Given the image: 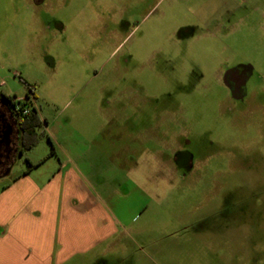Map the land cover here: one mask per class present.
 I'll use <instances>...</instances> for the list:
<instances>
[{
  "label": "rangeland",
  "instance_id": "374dc122",
  "mask_svg": "<svg viewBox=\"0 0 264 264\" xmlns=\"http://www.w3.org/2000/svg\"><path fill=\"white\" fill-rule=\"evenodd\" d=\"M0 92L120 167L114 235L67 264H264V0H0Z\"/></svg>",
  "mask_w": 264,
  "mask_h": 264
},
{
  "label": "crops",
  "instance_id": "0c3cea01",
  "mask_svg": "<svg viewBox=\"0 0 264 264\" xmlns=\"http://www.w3.org/2000/svg\"><path fill=\"white\" fill-rule=\"evenodd\" d=\"M38 130L51 145L49 155L25 154L27 165L18 168L17 161L0 174V264H67L114 235L110 199L115 185L101 176L120 167L98 153L73 154L55 141L45 120ZM59 148L67 155L56 156Z\"/></svg>",
  "mask_w": 264,
  "mask_h": 264
},
{
  "label": "flooded vegetation",
  "instance_id": "af4514ba",
  "mask_svg": "<svg viewBox=\"0 0 264 264\" xmlns=\"http://www.w3.org/2000/svg\"><path fill=\"white\" fill-rule=\"evenodd\" d=\"M248 80V68L238 66L226 75L225 85L229 87L235 99L245 100ZM33 98L35 96L30 94L26 97H16L0 92V174L9 172L20 157L27 161L25 154L30 149L26 148L29 141L27 132L31 130H26L25 127H44L42 118L38 125H34L30 118L32 108H36ZM26 101L30 104L29 110L25 112L23 103ZM36 111L39 115L37 108Z\"/></svg>",
  "mask_w": 264,
  "mask_h": 264
},
{
  "label": "trees",
  "instance_id": "16d2710c",
  "mask_svg": "<svg viewBox=\"0 0 264 264\" xmlns=\"http://www.w3.org/2000/svg\"><path fill=\"white\" fill-rule=\"evenodd\" d=\"M34 96L36 97V95L34 94ZM29 104L27 101L25 103H23V105H25V107L23 109L29 108ZM30 118L32 119V123L34 125H38L41 122V119L39 117V115L37 114L36 108L33 107L30 113ZM26 130H31V132H27V135L29 136V141L26 143V148H31L32 146L36 145L39 140L43 137V133L39 132L38 129H40V127H25Z\"/></svg>",
  "mask_w": 264,
  "mask_h": 264
},
{
  "label": "built area",
  "instance_id": "2783aa9c",
  "mask_svg": "<svg viewBox=\"0 0 264 264\" xmlns=\"http://www.w3.org/2000/svg\"><path fill=\"white\" fill-rule=\"evenodd\" d=\"M28 110H29V108H26L25 112L28 111Z\"/></svg>",
  "mask_w": 264,
  "mask_h": 264
}]
</instances>
